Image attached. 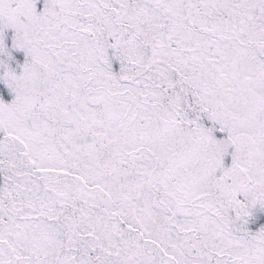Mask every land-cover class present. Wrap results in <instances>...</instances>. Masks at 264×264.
<instances>
[{"label": "snow or ice", "instance_id": "6c2138e0", "mask_svg": "<svg viewBox=\"0 0 264 264\" xmlns=\"http://www.w3.org/2000/svg\"><path fill=\"white\" fill-rule=\"evenodd\" d=\"M0 264H264V0H0Z\"/></svg>", "mask_w": 264, "mask_h": 264}]
</instances>
